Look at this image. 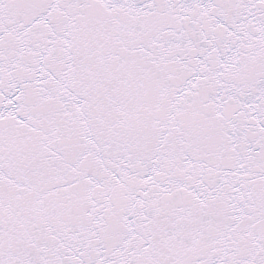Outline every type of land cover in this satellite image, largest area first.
Wrapping results in <instances>:
<instances>
[{"label":"snow or ice","instance_id":"obj_1","mask_svg":"<svg viewBox=\"0 0 264 264\" xmlns=\"http://www.w3.org/2000/svg\"><path fill=\"white\" fill-rule=\"evenodd\" d=\"M0 264H264V0H0Z\"/></svg>","mask_w":264,"mask_h":264}]
</instances>
